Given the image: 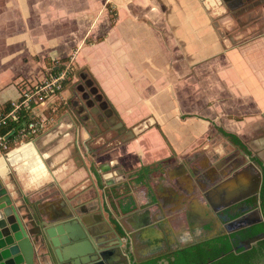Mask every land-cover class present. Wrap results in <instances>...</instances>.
Returning a JSON list of instances; mask_svg holds the SVG:
<instances>
[{
  "label": "crops",
  "instance_id": "1",
  "mask_svg": "<svg viewBox=\"0 0 264 264\" xmlns=\"http://www.w3.org/2000/svg\"><path fill=\"white\" fill-rule=\"evenodd\" d=\"M254 11H264V0H0L1 108L21 81L47 77V61L72 56L111 110L107 144L92 137V121L84 127L64 116L0 158V176L44 220V234L51 229L63 259L62 233L77 236L90 224L100 249L122 237L127 248L114 264L138 263L233 229L226 207L258 198L263 171L251 157L264 164V36L231 46L209 35L210 25ZM158 162L124 195L131 210L109 199L108 187L122 192L129 173ZM244 165L252 172H241ZM47 242L48 251L36 246L35 264L60 263Z\"/></svg>",
  "mask_w": 264,
  "mask_h": 264
},
{
  "label": "water",
  "instance_id": "2",
  "mask_svg": "<svg viewBox=\"0 0 264 264\" xmlns=\"http://www.w3.org/2000/svg\"><path fill=\"white\" fill-rule=\"evenodd\" d=\"M86 85L90 86L92 94H96V100H101L100 107L102 109L106 108L105 114H110L111 110L107 107V103L102 100V95L98 93V89L93 85V82L90 79H87ZM83 97L88 99L89 94L84 92ZM87 103L89 106H93V101L91 99H88ZM92 109L94 113L98 112L96 107H93ZM118 125L121 127L120 124ZM137 131L138 129L136 127L133 128L134 133ZM0 158L3 160L2 158H4V156ZM103 169H106L105 166ZM118 173L121 174L122 171L120 170ZM104 176L107 177L109 175L106 173ZM11 181L12 180L6 182V178L0 176V264H35V248L39 245L46 251L48 249L47 240L53 246V250H55L57 258L60 261L59 264H114L116 259H121V255H119L118 252L120 250L124 251L126 248L122 237L116 234L117 236L115 237V240L117 242L111 244L110 247L112 248L100 249L102 245L99 242L98 244H95L92 240V237L98 234V228L91 227L90 224L85 228L83 226L81 227L79 221L77 224L80 225L82 230L80 235L74 236L71 235L70 232H66L65 234L62 233V241L65 245H68L69 250V256L63 259L60 255L59 240L52 239L51 229L45 228L44 230L47 235L44 234V220L39 222L37 221L35 215L26 206L25 200L21 197L20 193L16 191V188L12 189L9 184ZM261 183L262 175L260 174V183L257 190L258 196L260 193ZM223 184L224 183H219L218 185H215L214 192H218ZM219 208H221V206H218L217 210ZM226 209L228 217L235 216L237 213H240V215L232 220L234 224L233 229H230L223 234L264 220L263 212L259 203H256V206L253 208L248 207L246 204L238 206L231 204L228 205ZM70 222L72 223L73 220ZM66 227V223L59 226V228L62 229H66ZM263 238L264 233H260L246 241L241 242L239 246L243 247L245 250L250 249L257 241ZM79 245H86L88 251L82 252L77 250L76 247ZM178 248H183V246ZM237 249L238 246L233 248L234 251Z\"/></svg>",
  "mask_w": 264,
  "mask_h": 264
},
{
  "label": "trees",
  "instance_id": "3",
  "mask_svg": "<svg viewBox=\"0 0 264 264\" xmlns=\"http://www.w3.org/2000/svg\"><path fill=\"white\" fill-rule=\"evenodd\" d=\"M107 7L111 15V25H113L116 19V11L111 5H108ZM66 61H68V57L57 59V61H47V66L50 69L48 75L51 72L56 73L60 71L62 65ZM72 73L73 71L68 74V78L64 81V86L67 85ZM10 108V103L7 102L2 106L1 111L7 112ZM26 117L30 118L31 115L27 114ZM225 135L233 144L238 145L240 149L247 154H250L237 136L229 133H225ZM251 159L263 171V181L261 183L258 198L250 197L244 200L243 203L251 208L255 207L256 203H259L264 216V164L257 157H251ZM161 164H163V162H158L153 165H142L139 169L129 173L124 181L125 189H123L122 192L114 189L113 186L108 187L106 194L109 199L114 200V198H119L118 202L121 203L120 207L122 211L128 212L131 210V206L133 205L131 197L130 195L124 196L130 191L131 183L145 184L152 173ZM124 200H126V205L122 206ZM239 215L240 213H237L235 216L229 217L228 219L233 220ZM260 233H264V220L226 234H220L205 240L194 242L183 246V248H177L173 251L162 253L134 264H164V261H166L167 264H264V238L257 241L250 249L245 250L243 247L239 246L241 241H246ZM235 246H238L236 251L233 250Z\"/></svg>",
  "mask_w": 264,
  "mask_h": 264
},
{
  "label": "rangeland",
  "instance_id": "4",
  "mask_svg": "<svg viewBox=\"0 0 264 264\" xmlns=\"http://www.w3.org/2000/svg\"><path fill=\"white\" fill-rule=\"evenodd\" d=\"M223 14H217L215 16V21L218 22V18ZM231 25H210L211 32L210 36L215 37L217 41L225 40L227 43L231 42V46L235 44H239L245 39L264 36V11L262 12H253L249 15H233L230 19ZM30 23V21H29ZM229 41V42H228ZM72 56H68V60L71 59ZM60 59V58H59ZM55 60V59H54ZM73 63V62H72ZM50 70V69H49ZM80 72H84L83 70L77 69L73 65V73L70 75V80L67 85L64 86V89L60 95H54V100L50 104L47 105L46 112L44 111L45 116L49 120L48 127L45 131L51 129L57 124V121L64 117L68 116L75 121H78L84 127L88 125V122L92 121L95 127L94 129H89L91 133H96L95 136H102L104 144L108 143L107 134L108 131L103 126V123H108V118L103 116L99 118L95 115L93 111V107L97 108V102L95 96L96 94H92L90 91V86H87L84 83V80L79 75ZM88 79V78H87ZM79 86H83V93H90L91 98L94 97L93 106H89L87 103L88 99L83 97V93L79 90ZM65 91V92H64ZM89 91V92H88ZM93 101V100H92ZM101 101V100H100ZM98 109V108H97ZM107 128V127H106ZM115 132V131H114ZM230 167H228L227 171H230V174L233 175V178H236L240 171H236L235 167L238 165L237 159L236 161H232L230 163ZM249 166L255 164H248ZM256 167V166H255ZM241 172H252L251 169L247 167H243ZM255 174V173H254ZM252 173V175H254ZM231 175V176H232ZM257 183L260 180V176L257 175ZM231 179V177H230Z\"/></svg>",
  "mask_w": 264,
  "mask_h": 264
},
{
  "label": "built area",
  "instance_id": "5",
  "mask_svg": "<svg viewBox=\"0 0 264 264\" xmlns=\"http://www.w3.org/2000/svg\"><path fill=\"white\" fill-rule=\"evenodd\" d=\"M71 71L72 58L62 65L60 71L51 72L42 81H21L17 89V98L10 103V110L2 112L0 107V157L47 129L49 120L39 108L48 98L62 93L64 81ZM27 114L31 117L27 118Z\"/></svg>",
  "mask_w": 264,
  "mask_h": 264
},
{
  "label": "flooded vegetation",
  "instance_id": "6",
  "mask_svg": "<svg viewBox=\"0 0 264 264\" xmlns=\"http://www.w3.org/2000/svg\"><path fill=\"white\" fill-rule=\"evenodd\" d=\"M80 89L82 90V93H83V88L82 87H80ZM89 92V91H88ZM88 99H91V100H93V102L95 103V101H94V97L93 98H91V96H90V93H89V97H88ZM100 102L101 101H98L97 102V108H98V112L97 113H95V115H97L99 118H101L102 117V115L103 116H106L105 115V113H104V109H102L101 107H100ZM241 242H243V241H241Z\"/></svg>",
  "mask_w": 264,
  "mask_h": 264
}]
</instances>
